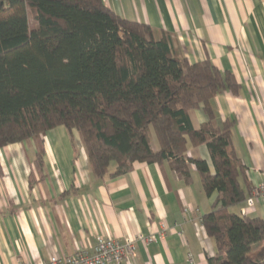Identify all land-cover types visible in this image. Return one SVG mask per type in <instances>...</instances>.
<instances>
[{
    "label": "trees",
    "instance_id": "16d2710c",
    "mask_svg": "<svg viewBox=\"0 0 264 264\" xmlns=\"http://www.w3.org/2000/svg\"><path fill=\"white\" fill-rule=\"evenodd\" d=\"M238 89L231 72L208 59L189 63L166 32L124 19L102 0H0V148L63 126L78 133L95 178L125 174L134 162H167L189 182L193 165L204 193H216L201 217L216 245L208 264H264V220L230 210L251 189L232 124H213L212 98ZM199 105L207 120L194 128L189 111ZM202 144L213 173L186 155Z\"/></svg>",
    "mask_w": 264,
    "mask_h": 264
},
{
    "label": "crops",
    "instance_id": "0c3cea01",
    "mask_svg": "<svg viewBox=\"0 0 264 264\" xmlns=\"http://www.w3.org/2000/svg\"><path fill=\"white\" fill-rule=\"evenodd\" d=\"M102 1L124 19L166 32L175 54L189 63L208 59L233 74L237 93L222 91L211 100L213 124H232V146L251 188L230 210L264 220V194L246 201L264 181V0ZM189 118L198 128L207 120L203 106ZM150 147L157 150V142L150 140ZM186 155L204 159L214 172L204 144ZM0 166V264H40L51 255L90 251L98 235H158L161 222L163 238L137 241L135 257L119 264H208L216 252L201 222L216 193H204L193 165L189 182L167 162H134L125 174L95 178L78 133L57 126L0 148Z\"/></svg>",
    "mask_w": 264,
    "mask_h": 264
},
{
    "label": "built area",
    "instance_id": "2783aa9c",
    "mask_svg": "<svg viewBox=\"0 0 264 264\" xmlns=\"http://www.w3.org/2000/svg\"><path fill=\"white\" fill-rule=\"evenodd\" d=\"M264 194V181L255 186L246 198L247 204L253 203V197ZM188 206L184 210H188ZM167 226L161 222V232L158 235L144 236L138 234L136 237H124L116 239L111 237L96 236L92 249L78 248L71 254L59 256L51 255L40 264H119L131 260L136 255L137 241L149 243L163 238Z\"/></svg>",
    "mask_w": 264,
    "mask_h": 264
},
{
    "label": "rangeland",
    "instance_id": "374dc122",
    "mask_svg": "<svg viewBox=\"0 0 264 264\" xmlns=\"http://www.w3.org/2000/svg\"><path fill=\"white\" fill-rule=\"evenodd\" d=\"M30 23H31V27H33V23L32 22H30ZM150 137H151L152 143L156 144V138H155V134H154L152 128L150 129ZM231 211H234V209H231Z\"/></svg>",
    "mask_w": 264,
    "mask_h": 264
}]
</instances>
